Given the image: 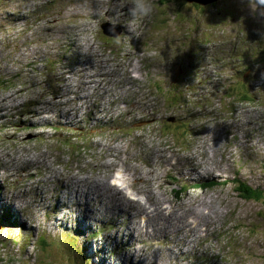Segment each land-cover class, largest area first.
<instances>
[{"label": "rangeland", "instance_id": "1", "mask_svg": "<svg viewBox=\"0 0 264 264\" xmlns=\"http://www.w3.org/2000/svg\"><path fill=\"white\" fill-rule=\"evenodd\" d=\"M217 2L0 0V264H264V9Z\"/></svg>", "mask_w": 264, "mask_h": 264}, {"label": "trees", "instance_id": "2", "mask_svg": "<svg viewBox=\"0 0 264 264\" xmlns=\"http://www.w3.org/2000/svg\"><path fill=\"white\" fill-rule=\"evenodd\" d=\"M163 1H166L167 2V0H163ZM212 3H213V7L212 8H216V10H217V8H219L218 7V4H217L218 2L217 1H214ZM191 53H193L191 55V58L199 55V53H196V52H191ZM201 64H203V63H201ZM201 64H199V65H201ZM188 66L186 65V67H185L186 70L185 71L188 72V73H190L189 70H190V68H192V66L191 67H188ZM192 71L195 72V70H192ZM242 72H243V69L242 68L236 70V73H238V74L235 77L236 78L237 77H241V75L243 74ZM242 78L243 79L240 78L241 80H237V82L240 83V84H243L247 88V92L243 94V98L241 100H246V99L251 100L253 96H251L250 93H252L251 90H252V87L253 86H252V84L249 81H245V78L243 77V75H242ZM2 82L5 83V80H2ZM110 123H111V121H110ZM112 127H114V126H112ZM102 128H103V126H99L98 129H102ZM226 183L227 182H219L218 180H209V181L201 182L199 184H195V187L213 188L214 186L222 185V184H226ZM242 184H243L242 187L241 186H237L236 189L240 193L241 197H243L244 199H247V200H256L257 198H260L261 196H263L264 190H260L258 188H255V187L251 186L250 184L245 183L243 181H242ZM189 189H190V187L177 186V188L175 190L178 191V195H182V193L185 194ZM5 221H8V219H5ZM92 233L93 232H91L89 235H92ZM47 245H48L47 240L46 239H43L42 240V244H41V248L42 249L44 247L46 248ZM69 247L70 248L72 247V250L71 251L74 253L75 256H77V258L79 256V260H81V263L82 264H90L89 261H87V260H89V258L87 256L86 250H84V248H81V249L79 248V244L77 242L76 235H75L74 238H72V242H71V244H69Z\"/></svg>", "mask_w": 264, "mask_h": 264}, {"label": "bare ground", "instance_id": "3", "mask_svg": "<svg viewBox=\"0 0 264 264\" xmlns=\"http://www.w3.org/2000/svg\"><path fill=\"white\" fill-rule=\"evenodd\" d=\"M217 1V0H216ZM208 1H204V3H207ZM197 3L198 4H200V2H198L197 1ZM125 27V26H124ZM210 147L212 148V149H214L215 148V146L214 145H210ZM142 175V174H141ZM117 179V178H116ZM124 180V179H123ZM125 182V181H124ZM129 182V181H128ZM127 184V183H126ZM129 184V183H128ZM132 188H133V186L131 185V184H129ZM128 185V186H129ZM111 188L110 189H113V190H115V191H118V192H120L121 193V196H124V197H122V198H124L125 199V197L127 198V199H129V201L127 200H124V199H122L120 196H117V195H115V194H113V193H111V192H109L108 190L106 191L105 190V193H109L113 198H115L116 199V202H117V204H119V206H118V208H121V205H122V203L124 202V203H126V204H128V205H130V208H134V207H136V204L140 207V209L142 210L141 212L142 213H145L147 216H148V220H155V219H157V218H159V219H161V220H163V223H162V225H165L166 224V222H167V218H166V212L159 206V204H157L153 209L150 207V209H148V207L147 206H145V205H143L142 203H141V201L138 199V200H134V199H131L127 194H126V192L123 190L124 188H122L121 187V185L119 184V183H116V184H113L112 182H111V185H109ZM127 187V186H126ZM126 190V189H125ZM176 193H178L177 191H176ZM204 203H207L204 199L202 200ZM135 202H136V204H135ZM161 202V201H160ZM124 203H123V205H124ZM159 203V202H158ZM112 208H114L113 206H112ZM123 208H124V206H123ZM190 208H192V209H194L193 207H190ZM188 211L187 210H185L183 213H180V214H178L179 212H178V210H177V208H174V206H172V210L170 211V214L168 215V216H170L172 213L177 217H179V220H178V222H177V227L178 226H180V225H182L183 226V224L186 222V220H187V214H185V213H187ZM133 212H131L130 211V214H132ZM142 213H141V215H142ZM219 213H224V211H219ZM192 215H195V216H197L198 218H200L201 220H204V219H207L206 217H205V215L203 214V212H201L200 210H198V209H194V211L192 212ZM133 218H135V216H133ZM132 218V219H133ZM173 218H171V220H172ZM140 223V222H139ZM142 226V225H141ZM189 226V225H188ZM134 227L135 228H137V229H139V231L141 232H143L144 231V228H145V226L144 227H140L138 224H135L134 225ZM184 227V226H183ZM170 228L171 229H174L175 227H174V225L172 224V225H170ZM148 233V232H147ZM191 234H193L192 232H191ZM137 239V241L139 240V237L138 238H136Z\"/></svg>", "mask_w": 264, "mask_h": 264}, {"label": "clouds", "instance_id": "4", "mask_svg": "<svg viewBox=\"0 0 264 264\" xmlns=\"http://www.w3.org/2000/svg\"><path fill=\"white\" fill-rule=\"evenodd\" d=\"M131 3H134L136 6L130 8V13L133 17L137 16H148L150 14V6L145 7L142 4L139 3V0H131ZM249 3L255 4V10L259 11L261 9H264V0H249ZM37 17H32V20H35ZM21 19H24L25 22H27L30 26V23L28 22V19H25V17H22ZM34 22V21H32ZM226 62V61H225Z\"/></svg>", "mask_w": 264, "mask_h": 264}, {"label": "water", "instance_id": "5", "mask_svg": "<svg viewBox=\"0 0 264 264\" xmlns=\"http://www.w3.org/2000/svg\"><path fill=\"white\" fill-rule=\"evenodd\" d=\"M197 1L200 2V3L205 4L204 1L214 2L216 0H197ZM113 24L117 25V29L116 28H112L111 30H108V27L111 25V23H108V22L104 23L103 22V24L101 25L103 32L106 33L107 35H114V36L119 35L121 31L118 30V24H116V23H113Z\"/></svg>", "mask_w": 264, "mask_h": 264}]
</instances>
